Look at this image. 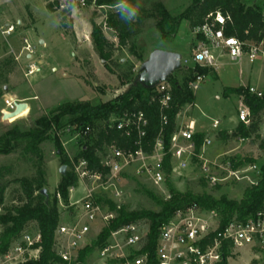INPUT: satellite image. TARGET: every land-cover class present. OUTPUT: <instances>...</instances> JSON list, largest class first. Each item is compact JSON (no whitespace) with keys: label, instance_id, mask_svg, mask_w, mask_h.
Returning <instances> with one entry per match:
<instances>
[{"label":"rangeland","instance_id":"1","mask_svg":"<svg viewBox=\"0 0 264 264\" xmlns=\"http://www.w3.org/2000/svg\"><path fill=\"white\" fill-rule=\"evenodd\" d=\"M247 1H245L246 4H255L252 2L254 0ZM256 1L264 8V0ZM155 3L162 4L171 15L177 16L191 5L192 0H134L133 5L137 9V15L134 18L135 21L137 18L139 21L133 26L129 25L130 31L121 45L116 30L107 26L110 15L121 11L119 5L112 7L91 3L82 7L75 0H7L6 3L4 2L3 13L0 15V56L4 50H13L15 53H19L21 49L25 51L24 47L29 43L33 48V60L37 59L35 63L41 66L38 58L43 57L49 64L42 66L40 73L29 78L22 65L17 64L16 67H12L3 64L5 58L14 56L12 52L0 58V92L3 93L0 97V136L16 124L24 130L35 127L39 117L68 101L85 100L92 104H99L115 98L128 89L129 84H125L126 80L134 79L138 75L142 63L155 49L180 53L183 67L172 77L180 84L191 80L195 76L192 69L196 66L192 52L197 42V38L192 33L193 26L188 20H183L176 37L171 41L164 40L158 29L157 19L150 16ZM63 22H65V28ZM92 22L99 25L105 36L113 43V57L107 65L100 58L92 42ZM8 24H13L15 31L5 36L2 33V27L6 28ZM42 41L45 44H42ZM26 54H28L27 51L22 56L23 60L27 59ZM263 61L264 57L250 61L245 56L242 61H234L228 56H222L217 70L210 69L198 89L194 90L196 105L184 107L182 117L184 118L185 115L192 117L203 125L204 130L210 133L211 144L201 148L202 158L199 155H193L185 170L174 171L167 176L179 192L193 194L207 192L217 198L226 195L230 199L239 200L245 188L251 185L247 180H228L213 186L206 177L203 166L212 167L215 175H225V172V174L221 173L213 166H219V164L227 166L230 158L242 160L254 158L257 160L255 163L257 166L263 163L262 151L258 148L259 140L255 137L245 141L237 137L228 140H222L219 137L221 131L227 130L231 133L237 127L240 101L244 102L241 96L233 94L227 96L224 89L240 84L241 74L243 79H247L251 74V67L254 70L250 82L255 84L259 79L261 81L259 87L264 88V78L260 68ZM54 67L57 70H53ZM168 84L173 89V86ZM35 95H37L36 99L33 98ZM11 97L18 101L30 102L31 107L21 116L7 120L3 113L6 110L5 100ZM215 120L221 123L219 129L212 128ZM104 126L103 121H97L92 126L91 135L79 142L73 138L74 134L61 133L60 141L66 144L64 148L69 158L76 161L84 143L93 145ZM262 132L264 133V117L260 129L261 135ZM51 136L50 140L41 144L42 169L45 171L44 177L47 180L45 188L49 191L50 201L55 204L57 188L63 181V175L60 172L63 164L57 155L55 132L51 133ZM28 157L24 155L23 145H19L11 154L0 155V167L10 166L11 168L2 180L7 184V189L4 205L0 206V215L5 213V207L17 202V197L21 193L19 180H32L38 175V168L33 161L28 160ZM249 165L254 164L245 163L244 166ZM73 170L74 166L71 163L67 166V172L71 173ZM250 176L255 178L256 174L250 173ZM167 178L165 183L157 185L146 170L142 169L140 164H136L126 168L119 178L113 179L108 184L106 181L102 184V181L94 183L91 180H79L78 187L70 190L69 204L65 203L59 195L57 196L61 224L71 225L77 222L81 204L74 203L81 202L88 187L94 188L95 196L99 198L98 202L105 212L112 211L110 202H114L118 207L125 206L128 210L158 211L160 206L146 194L145 190L153 191L166 200L165 192L169 190ZM140 223L146 231L149 230V224L146 221ZM91 224L92 230L87 235L84 247L91 245L102 229L108 225L101 219ZM2 230L3 226L0 224V232ZM27 231L37 232L36 223H31ZM112 242L111 236L107 244ZM100 250L96 248L85 263L103 264L99 255ZM254 253L263 255V250L244 248L240 256L230 260L229 264H257Z\"/></svg>","mask_w":264,"mask_h":264},{"label":"trees","instance_id":"2","mask_svg":"<svg viewBox=\"0 0 264 264\" xmlns=\"http://www.w3.org/2000/svg\"><path fill=\"white\" fill-rule=\"evenodd\" d=\"M92 1L88 0V4H91ZM120 3L121 0H96L98 6L113 7L120 5ZM127 3L134 7V0H127ZM153 11L150 16L157 19L158 29L164 40L171 41L176 37L183 20H188L194 27L202 24L209 14L220 12L229 18L225 28L227 35H234L242 40L263 43L264 45V8L258 4H246L242 0H192L191 5L177 16L171 15L160 3L154 4ZM138 21V18L136 21L135 18L131 21L122 19L120 11L110 15L107 26L116 30L119 42L123 45L124 38L130 31V26L137 24ZM92 25V42L100 58L107 65L113 57V43L105 36L99 25L95 22H92ZM63 26L66 27L65 22H63ZM3 64L12 67L17 66L13 56L5 58ZM210 69L196 65L192 69L195 76L183 84L171 76L169 83L173 86L172 101L169 109L166 110L168 124L164 127L166 150L170 148L171 136L177 128V115L187 105L195 104V93L189 87L190 82L194 81L198 74L207 75ZM126 77L128 76L126 75ZM125 84H129L128 89L107 102L92 104L85 100L68 101L51 110L48 114L39 117L35 122V127L24 130L16 124L0 136V155L11 154L19 145H23L24 155L27 157L30 155L28 160L33 161L39 171L32 180H19L21 193L17 197V202L5 207V213L0 215V224L3 226V230L0 232V255L7 252L11 244L28 230L31 223H36L42 236L40 258L22 264H52L61 260L56 252L55 243L56 231L61 225L57 196L59 195L65 203L69 204L70 190L78 187L79 177L74 170L63 176V181L56 191L55 204H52L50 200L46 202L45 196L40 194V191L47 186V180L44 177L45 171L42 169L41 144L52 138L51 133L61 131L68 126H93L97 121H103L105 127L99 133L95 143L93 145L84 143V147L76 160L84 158L88 161L90 169L107 173V170L101 165V158L98 153L105 144L116 142L123 148H136L134 139L123 136L120 131L115 129H107V122L111 117L120 116L127 110H142L149 119L147 138L144 140L143 148L146 152L153 150L156 138L162 129L161 108L158 99L155 98L156 87H146L138 80V75L134 79L126 80ZM224 93L227 96L233 94L243 97V101L250 108L251 118L249 124L240 122L231 133L224 130L219 133V137L222 140L233 137L246 139L255 137L259 140L258 148L262 151L263 163L259 166L261 178L258 183L247 186L242 198L237 200L230 199L226 195L217 198L207 192L202 194L182 193L167 178V186L172 194L171 199L164 200L153 191L145 190L146 194L160 206L158 211L128 210L125 206L118 207L114 202H110L111 210L116 213V216L102 229L91 245L80 250L78 258L80 263L87 262L96 248L102 249L107 244L112 232L118 231L132 222L146 221L149 224L148 245L146 247V251L149 253L148 264H156L155 249L160 227L167 223L177 210L185 209L193 204H198L206 210H214L220 217L221 229H224L234 219L244 221L264 208V136L260 134L264 117V97L260 98L249 94L245 87H226ZM2 94L0 92V97ZM204 136L203 133L199 132L194 135L197 152L203 144ZM54 139L61 163L70 166L71 160L66 154L60 138L55 135ZM230 160L235 167L244 166L245 163L255 164L257 162L254 158H246V160L230 158ZM164 165L165 171L169 175L172 169L170 155L166 156ZM10 170V166L0 167V206L4 205L7 189V184L3 183L2 180ZM36 192L37 194H35ZM230 247L231 243H227L224 249L225 264L228 263Z\"/></svg>","mask_w":264,"mask_h":264},{"label":"built area","instance_id":"3","mask_svg":"<svg viewBox=\"0 0 264 264\" xmlns=\"http://www.w3.org/2000/svg\"><path fill=\"white\" fill-rule=\"evenodd\" d=\"M78 5L85 7L88 0H75ZM96 4V0L92 1ZM3 13V0H0V15ZM229 18L220 12L211 13L202 24L193 27L192 33L197 38L193 49V61L196 65L216 69L219 66V59L228 56L234 61H242L247 56L250 61H255L259 57H264L263 43L249 40H242L234 35H227L225 28ZM15 31L13 24L2 27L5 36L11 35ZM27 43V39H25ZM28 54H33L32 46L27 43L24 47ZM40 70L36 63H30L26 76H32ZM206 75L198 74L196 79L190 82L189 87L194 91L198 89L200 83ZM169 82L162 83L156 87L155 98L158 99L161 108L162 129L156 138L154 148L151 152H146L143 148L144 140L147 138V128L149 119L142 110H127L120 116H113L107 122V129L120 131L123 136L134 139L136 148L120 147L116 142L105 144L100 150L101 165L107 173L92 170L88 166V161L79 158L74 161L70 158L74 166V171L79 180L104 181L108 184L119 176L131 165L140 164L142 169L151 176L157 185L165 183L167 173L164 162L167 155H170L171 172L185 170L191 157L203 154L201 148L211 144L209 138H204L203 144L196 151L194 135L196 126L194 121L189 123H178L175 132L171 136L170 148L166 150L164 127L168 124L166 110L169 109L172 101V88ZM248 93L257 97H264V88L249 85L246 87ZM20 101L15 98L5 100L6 110L4 114L11 113L16 109ZM238 109V121L245 124L250 123V108L240 102ZM182 111V110H181ZM180 111V112H181ZM180 113L177 115V119ZM12 119V118H11ZM10 120V119H7ZM220 121L213 122V128L218 129ZM105 127V126H104ZM74 134V139L79 142L91 135L92 126L85 127L68 126L61 131H56L59 138L61 133ZM61 139V138H60ZM241 141L246 138H239ZM65 147V143H62ZM217 164V163H216ZM215 170L225 175H215L212 167L203 166L209 182L216 186L225 181L247 180L257 184L261 178L260 167L256 164L249 166H233L229 160L227 166H213ZM255 173V178L250 176ZM166 200L172 198L168 190L165 192ZM95 196L94 188H86L85 196L81 202V210L77 222L71 225H60L56 231L55 243L56 252L60 261L52 264H86L78 261L80 250L84 247L87 235L92 230V224L98 219L109 223L115 218L114 211L105 212ZM148 231L139 222L129 223L118 231L112 232L113 242L106 244L100 250V258L103 264H148L149 253L146 251L148 245ZM42 236L39 231H25L20 238L14 241L6 253L0 255V264H22L31 260H38L42 250ZM227 243H231L230 260L240 256L244 248L261 249L264 257V208L246 220L231 221L224 229H221V221L218 213L214 210H206L198 204H193L185 209H179L167 223L161 225L157 246L155 249L156 264H225L224 249Z\"/></svg>","mask_w":264,"mask_h":264},{"label":"water","instance_id":"4","mask_svg":"<svg viewBox=\"0 0 264 264\" xmlns=\"http://www.w3.org/2000/svg\"><path fill=\"white\" fill-rule=\"evenodd\" d=\"M182 67V55L180 53L155 49L150 53L148 59L142 63L138 73V80L146 87L154 88L162 83L169 82L171 76ZM26 109H28L27 103L20 102L13 112L4 114V118H17ZM60 172L63 176L66 175L67 165H62ZM40 194L45 196L46 202L50 200L47 188H43Z\"/></svg>","mask_w":264,"mask_h":264},{"label":"crops","instance_id":"5","mask_svg":"<svg viewBox=\"0 0 264 264\" xmlns=\"http://www.w3.org/2000/svg\"><path fill=\"white\" fill-rule=\"evenodd\" d=\"M6 1L7 0H3V3L5 2L6 3ZM242 1H246V2H248L247 0H242ZM252 2H254L255 4H257L258 2L256 1V0H254V1H252ZM42 44H45V42L44 41H42ZM9 52H12L13 54H14V56H16V57H14L13 55V57H14V59L16 60V62H17V64H20V65H22V68H23V70H24V72H26L27 71V69H28V66L29 65H27V64H29V63H35V61L37 60V59H35V60H33V54L32 55H30V54H26V60H23V55H24V53H25V51H23V49H21V51L19 52V53H15L13 50L12 51H6V50H4V51H2V53H1V56H0V58L1 57H4L5 55H7V53H9ZM39 59V61L41 62V66L40 65H38L39 67H40V70L37 72V73H40L41 72V70H42V66H46V65H48L49 63L47 62V60H45V59H43V57H39L38 58ZM26 61V62H25ZM260 68H261V70H262V77L264 78V61L262 62V65L260 66ZM251 69V74L248 76V78L247 79H243V76H242V74H241V81H240V84H238V85H234V86H232L231 88H239V87H247V86H249V85H254V86H260V84H261V81L258 79L257 81H256V83L254 84V83H251L250 82V78H252V72H253V67H251L250 68ZM53 70H57V68H53ZM37 73H35L34 75H36ZM244 74V73H243ZM34 75H32V76H34ZM32 76H30V77H32ZM29 77V78H30ZM28 78V79H29ZM23 99L25 98V97H22ZM34 99H36L37 98V95H35L34 97H33ZM22 99V100H23ZM20 102H25L26 103V101H20ZM241 102V101H240ZM27 105H28V108H30L31 107V104H30V102H28L27 103ZM196 105V104H195ZM182 114H183V112L181 111L180 112V115L178 116V119H177V121H178V123H189L190 121H194L195 122V126H196V132L198 133H203L205 136H204V138H209L210 139V137H209V134L210 133H208V132H206L205 130H204V127H203V125H200L197 121H195V119H193L192 117H186V115H185V117L183 118L182 117ZM221 124V123H220ZM212 128H213V124H212ZM220 128V125H219V127H218V129ZM214 129V128H213ZM227 131V130H226ZM229 132V131H228ZM262 136H264V133L262 132ZM72 190H74V188H72ZM254 259H255V263H257V264H264V257H263V255H257V254H255L254 253ZM254 259H252V260H254Z\"/></svg>","mask_w":264,"mask_h":264},{"label":"clouds","instance_id":"6","mask_svg":"<svg viewBox=\"0 0 264 264\" xmlns=\"http://www.w3.org/2000/svg\"><path fill=\"white\" fill-rule=\"evenodd\" d=\"M121 10L122 19L131 21L137 15V9L127 3V0H121L118 6Z\"/></svg>","mask_w":264,"mask_h":264},{"label":"bare ground","instance_id":"7","mask_svg":"<svg viewBox=\"0 0 264 264\" xmlns=\"http://www.w3.org/2000/svg\"><path fill=\"white\" fill-rule=\"evenodd\" d=\"M28 109H26L23 113H25Z\"/></svg>","mask_w":264,"mask_h":264}]
</instances>
